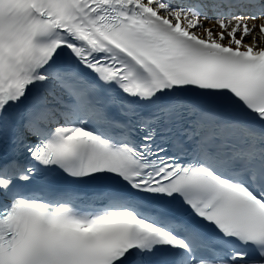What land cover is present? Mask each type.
Returning a JSON list of instances; mask_svg holds the SVG:
<instances>
[{
  "label": "snow or ice",
  "instance_id": "6c2138e0",
  "mask_svg": "<svg viewBox=\"0 0 264 264\" xmlns=\"http://www.w3.org/2000/svg\"><path fill=\"white\" fill-rule=\"evenodd\" d=\"M0 264H264V0H0Z\"/></svg>",
  "mask_w": 264,
  "mask_h": 264
},
{
  "label": "bare ground",
  "instance_id": "6f19581e",
  "mask_svg": "<svg viewBox=\"0 0 264 264\" xmlns=\"http://www.w3.org/2000/svg\"><path fill=\"white\" fill-rule=\"evenodd\" d=\"M261 21L257 20V21H254V23H257L259 24ZM209 26H211V24H209Z\"/></svg>",
  "mask_w": 264,
  "mask_h": 264
}]
</instances>
